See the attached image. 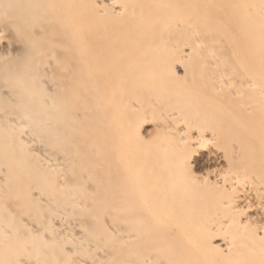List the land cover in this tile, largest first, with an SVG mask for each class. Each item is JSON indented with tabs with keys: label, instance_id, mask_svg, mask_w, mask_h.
<instances>
[{
	"label": "bare ground",
	"instance_id": "bare-ground-1",
	"mask_svg": "<svg viewBox=\"0 0 264 264\" xmlns=\"http://www.w3.org/2000/svg\"><path fill=\"white\" fill-rule=\"evenodd\" d=\"M0 264H264V0H0Z\"/></svg>",
	"mask_w": 264,
	"mask_h": 264
}]
</instances>
